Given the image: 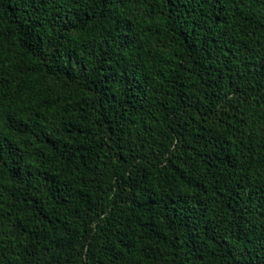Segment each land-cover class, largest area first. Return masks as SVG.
Instances as JSON below:
<instances>
[{
	"label": "trees",
	"instance_id": "1",
	"mask_svg": "<svg viewBox=\"0 0 264 264\" xmlns=\"http://www.w3.org/2000/svg\"><path fill=\"white\" fill-rule=\"evenodd\" d=\"M0 264H264V0H0Z\"/></svg>",
	"mask_w": 264,
	"mask_h": 264
}]
</instances>
